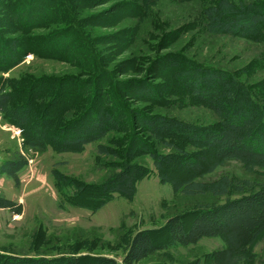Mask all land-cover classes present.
Masks as SVG:
<instances>
[{
    "label": "rangeland",
    "instance_id": "rangeland-1",
    "mask_svg": "<svg viewBox=\"0 0 264 264\" xmlns=\"http://www.w3.org/2000/svg\"><path fill=\"white\" fill-rule=\"evenodd\" d=\"M55 1H16L14 8L27 10L34 5L43 12H49V17L56 18L44 30H38L35 37L47 52L58 51L40 58L28 55L9 73L11 77L23 74L32 80H57L56 83L53 80L54 85L47 91L32 120L36 127L41 116L47 118L54 114V110L61 109L59 120L46 132L50 142L59 136L58 133L73 117L81 116L87 106L86 100L81 94L79 96L77 84L94 81L104 71L101 69L94 73L85 67H101L93 63L94 51L97 59L106 58L107 66L104 68L116 82L142 79L137 76V69L123 71L124 64L125 68L128 62H137L136 59L147 62L171 53L197 64L226 69L232 74L243 73L240 74L244 75L242 80L251 85L264 81V61L260 57L262 47L239 39L204 35L199 26L198 0H57L51 7ZM124 4L139 7L143 13L139 16L120 12L109 15L111 9ZM2 5L3 0H0V18L5 16ZM68 9L76 14L78 20L72 29L62 22ZM94 20L100 23L96 24ZM75 90H78V95L71 100ZM56 101L58 104L46 111ZM159 112L197 126L213 122L207 110L193 105ZM122 138L119 134H109L99 143L87 146L82 153L33 151L23 147L18 129L0 119V165L15 161L18 156L27 163L18 176L17 185L9 178L0 177V196L19 207L18 214L0 209V255L46 256L60 260L77 255L82 264H93L95 257L104 256L121 264L127 241L139 231L150 230L155 234L154 243L161 249L139 264H214L212 255L225 248L220 239L204 238L188 247H171L163 226L166 220L176 215H182L185 226H188L192 218L188 215L195 209L224 200L210 197L187 199L178 189L188 181L211 183L222 177L237 183L248 181L257 188L264 184V172L255 170L247 173L234 161L217 163L211 152L196 158L190 147L171 140L167 148H157V152L172 157L167 168L170 180L167 183L173 186L160 183L152 174L136 182L131 199L116 197L97 212L59 208L51 173L60 182H68L79 190L77 199L81 204L78 206L97 208L102 204V197H107L99 187L110 183L120 173L121 167L118 158L100 156L95 148L108 149L113 155H118L122 150ZM183 155L191 156L193 165H199L201 171L188 169V161L181 160ZM132 165L139 173L138 178L145 173L142 166L153 170L145 157H138ZM253 254L254 261L246 264H264V242L254 247Z\"/></svg>",
    "mask_w": 264,
    "mask_h": 264
},
{
    "label": "trees",
    "instance_id": "trees-1",
    "mask_svg": "<svg viewBox=\"0 0 264 264\" xmlns=\"http://www.w3.org/2000/svg\"><path fill=\"white\" fill-rule=\"evenodd\" d=\"M16 1L3 0L5 6L1 8L5 16L0 18V119L18 129L23 147L33 151L82 153L87 146L99 143L109 134L123 136L122 150L118 155H113L108 149L95 148L100 156L118 158L121 167L120 173L110 183L99 187L107 195L102 197V204L94 209L78 206L81 204L77 199L79 190L68 182H60L51 173L59 208L97 212L116 197L131 199L136 182L152 174L160 183L173 186L167 183L170 182L167 168L172 163V157L157 152V148H167L171 140L190 147L196 158L211 152L217 163L234 161L247 173L255 170L264 172V81L251 85L242 80L244 75L240 74L243 73L232 74L226 69L197 64L173 53L147 62L136 59L137 62H128L125 68L124 64L123 71L137 69V76L142 79L116 82L110 78L109 70L104 68L107 66L106 58L97 59L94 51L93 63L101 67H85L94 73L101 69L104 71L94 81L77 84L79 96L82 95L87 106L81 116L73 117L66 128L58 133L59 136L50 142L46 132L50 125L59 120L61 109L54 110L49 118L41 116L36 127L32 120L47 91L54 85L53 80L55 83L57 80H32L23 74L11 77L9 73L21 65L28 55L40 58L58 51L47 52L35 37L38 30H44L56 18L49 17V12H43L34 5L27 10L14 8ZM198 1L199 26L204 35L260 45V57L264 61V0ZM56 3L57 0L51 7ZM67 12L62 22L72 29L78 21L77 16L71 9ZM119 12L136 16L143 13L139 7L124 4L111 9L109 15ZM94 22L100 23L99 20ZM116 40L120 42V39ZM136 64L139 65L137 68ZM76 95L78 90L74 91L71 100ZM57 104V101L52 103L46 111ZM190 105L207 110L213 118L212 124L197 126L159 112ZM138 157H145L153 167L150 170L142 166L141 170L145 173L140 178L132 165ZM181 157V160L188 161V169L201 171L199 165H193L191 156ZM17 158L0 165V177L11 179L15 185L18 184V176L27 167L20 156ZM178 190L187 199L210 197L224 201L195 209L188 215L192 217L188 226H185L182 215L166 220L163 227L171 247H188L204 238H218L225 248L212 255L214 264H246L254 261V247L264 242V184L254 188L248 181L237 183L222 177L211 183L188 181ZM0 209L19 213L17 205L1 196ZM154 235V232L144 230L132 236L127 241L121 264H139L161 249L154 243ZM0 264H82V260L77 255L63 260L46 256L0 255ZM93 264L118 263L113 258L100 256L95 257Z\"/></svg>",
    "mask_w": 264,
    "mask_h": 264
}]
</instances>
